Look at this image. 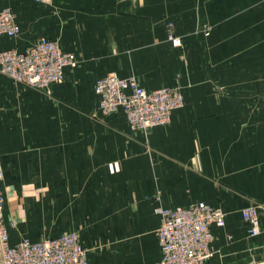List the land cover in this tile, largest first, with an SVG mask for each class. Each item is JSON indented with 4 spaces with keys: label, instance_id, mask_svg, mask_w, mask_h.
I'll list each match as a JSON object with an SVG mask.
<instances>
[{
    "label": "crops",
    "instance_id": "1",
    "mask_svg": "<svg viewBox=\"0 0 264 264\" xmlns=\"http://www.w3.org/2000/svg\"><path fill=\"white\" fill-rule=\"evenodd\" d=\"M18 26L74 56L36 90L0 75V188L11 245L75 233L86 264H157L154 207L225 213L207 264H264V0H0ZM178 37L172 47L168 37ZM178 88L165 126L129 130L97 109L106 74ZM253 208L259 234L242 212Z\"/></svg>",
    "mask_w": 264,
    "mask_h": 264
},
{
    "label": "built area",
    "instance_id": "2",
    "mask_svg": "<svg viewBox=\"0 0 264 264\" xmlns=\"http://www.w3.org/2000/svg\"><path fill=\"white\" fill-rule=\"evenodd\" d=\"M17 33L14 15L8 8L0 9V36L12 39ZM168 41L174 48L181 46L178 37L169 36ZM74 66V56L62 52L55 41L46 38H39L21 50L0 51V75L31 89L43 90L60 83L63 69ZM93 92L98 111L108 115L121 109L132 132H147L167 125L170 113L183 106V95L178 88L146 90L133 78L121 79L115 73L97 79ZM1 179L0 171V183ZM3 202L0 188V264H86L87 249L75 233L35 242L22 239L11 245L2 218ZM152 212L159 218L156 244L160 259L157 264H207L213 258L211 227L225 226L226 215L220 208L198 202L187 208L158 206ZM241 215L249 225L248 236H257L259 228L254 209H245Z\"/></svg>",
    "mask_w": 264,
    "mask_h": 264
}]
</instances>
